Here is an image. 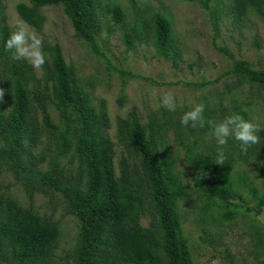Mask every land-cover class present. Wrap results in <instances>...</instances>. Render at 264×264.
I'll return each mask as SVG.
<instances>
[{
    "label": "trees",
    "instance_id": "obj_1",
    "mask_svg": "<svg viewBox=\"0 0 264 264\" xmlns=\"http://www.w3.org/2000/svg\"><path fill=\"white\" fill-rule=\"evenodd\" d=\"M229 2L228 10L235 19L253 13L264 21V0ZM1 3L2 0L0 8ZM201 4L208 8L207 0ZM49 5L60 6L71 22L75 38L96 54H102L97 41L101 27L97 0H28L17 3L16 10L26 23L40 29L44 22L41 8ZM220 11L216 4L209 12L215 29L214 45L230 59L222 75L232 77L234 86L246 84L264 90V68L237 59L216 43ZM103 12L115 24L124 23L125 14L118 4L107 3ZM12 32L6 24H0V89L3 90L0 177L3 172L8 173L29 199L34 193L58 196L65 211L76 218L77 239L66 257L70 259L67 264H199L182 233L177 208L178 199L185 191L158 148V140L169 126L179 135L184 134L181 119L166 116L162 110L157 120L145 123L134 110L118 118L117 136L131 158L121 156L116 175L115 150L107 133L109 118L104 100H100L98 108L90 103L56 43L44 45L46 62L41 67L42 76L35 77L32 64L13 60L12 52L6 50L5 43ZM139 37H149L157 55L176 62L179 53L171 24L164 15L154 13L148 20L134 24L129 32L125 31L126 48H131ZM43 97L50 100L57 121L50 118ZM38 108L42 111L41 119L37 118ZM234 109L247 121L239 106ZM208 120H214V116L210 115ZM197 129L205 131L209 126ZM260 137L259 144L243 154L253 155L259 163L257 168L264 167V136ZM223 150L224 165L214 162L218 150H211L210 161L201 159L207 177L195 182L208 200L226 207L221 221L232 219L239 205L235 202L239 196L233 189L232 169L234 156L242 154L240 143L232 142L231 138ZM191 152L189 149L188 155ZM249 192L257 208H263L264 189L250 187ZM145 211L150 216L148 225L141 223ZM253 236L258 251L263 250L260 233L254 228ZM58 237L55 222L41 216L31 204H22L4 192L0 183V263L49 264Z\"/></svg>",
    "mask_w": 264,
    "mask_h": 264
},
{
    "label": "rangeland",
    "instance_id": "obj_2",
    "mask_svg": "<svg viewBox=\"0 0 264 264\" xmlns=\"http://www.w3.org/2000/svg\"><path fill=\"white\" fill-rule=\"evenodd\" d=\"M27 1L2 0L0 24H6L11 31H16L21 25L27 27L42 39L43 47L56 43L90 103L98 108L100 100H104L109 118L107 133L115 150L116 175L121 156L131 158L119 141L116 122L131 110L145 123L157 120L160 110L165 111L166 116L181 119L194 105L204 103L205 119L212 115L214 121L221 122L228 116L239 114L234 109L237 105L247 121L261 128L258 132L260 136H264V90L246 84L234 86L232 77L222 75L230 59L214 45L215 29L209 11L216 4L221 7L216 43L237 59L248 60L255 68L261 69L264 68V21L253 13L243 19H235L228 10L229 0H207L208 8L201 4L204 0H97L101 23L97 33L102 52L99 55L75 38L71 22L60 6L41 8L44 22L40 29L26 23L19 16L16 4ZM107 3L118 4L122 8L125 14L122 26L115 24L110 15L103 12ZM154 13H161L171 24L179 53L176 62L157 55L149 37L136 38L132 47L126 48L123 33L129 32L134 24L148 20ZM43 52L47 54V51ZM33 71L35 77L42 76L41 68H33ZM168 91L175 97L174 112L159 107L163 94ZM43 99L50 118L57 121V113L50 100ZM5 104L8 109L7 98ZM41 116L42 111L38 108L37 118L41 119ZM182 127L184 134L179 135L174 127L169 126L158 140V148L166 156L176 181L185 191L178 199L177 208L182 233L193 258L199 264H264V249L258 251L253 236L254 228L260 233L264 245V207L258 209L249 192L250 187L259 191L264 189V167L257 168L259 163L253 155L244 157L239 153L234 156L232 184L239 196L235 197L239 205L232 219L221 221L219 218L226 207L216 204L218 202L213 204L195 185L198 178L207 177L208 171L203 168L201 159L211 160V150H218L216 139L210 127L205 131L191 126ZM231 141L236 142L234 138ZM189 149L192 152L188 155ZM195 154L199 157L196 158ZM73 170L75 172L74 165ZM0 183L4 192L10 193L22 204H31L41 216L57 224V246L48 263H69L70 259L66 257L76 242L78 222L65 211L60 198L34 193L29 199L21 185L6 172L1 174ZM246 207L254 210L247 211ZM149 221L150 216L145 211L141 223L148 225Z\"/></svg>",
    "mask_w": 264,
    "mask_h": 264
},
{
    "label": "clouds",
    "instance_id": "obj_3",
    "mask_svg": "<svg viewBox=\"0 0 264 264\" xmlns=\"http://www.w3.org/2000/svg\"><path fill=\"white\" fill-rule=\"evenodd\" d=\"M5 48L12 52L13 60H29L33 68L39 69L46 62L42 51V39L23 25L10 34L5 43ZM2 97L3 90L0 89V99ZM159 107L170 112L176 110L175 97L172 92L168 91L163 94ZM205 107L204 103L194 105L190 111L184 113L180 122L185 127L204 128L207 124L211 128L212 135L218 145V154L214 161L216 164L224 165L226 157L223 148L227 145L230 137L240 143L241 153L245 155L249 148L259 144L261 137L257 133L261 128L258 125L245 121L239 114L228 116L221 122L206 120L204 116Z\"/></svg>",
    "mask_w": 264,
    "mask_h": 264
}]
</instances>
